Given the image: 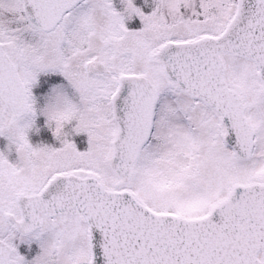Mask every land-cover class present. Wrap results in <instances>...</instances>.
I'll use <instances>...</instances> for the list:
<instances>
[{
  "label": "snow or ice",
  "instance_id": "1",
  "mask_svg": "<svg viewBox=\"0 0 264 264\" xmlns=\"http://www.w3.org/2000/svg\"><path fill=\"white\" fill-rule=\"evenodd\" d=\"M0 264H264V0H0Z\"/></svg>",
  "mask_w": 264,
  "mask_h": 264
},
{
  "label": "rangeland",
  "instance_id": "2",
  "mask_svg": "<svg viewBox=\"0 0 264 264\" xmlns=\"http://www.w3.org/2000/svg\"><path fill=\"white\" fill-rule=\"evenodd\" d=\"M44 119L45 118L43 117L42 122ZM46 137H47V140H46ZM71 138L74 140V142L77 143V147L79 149L83 150L86 147V134L81 133L79 135H73ZM81 138H85L84 142H81ZM31 142L34 145L37 143H46L54 147L59 146V142L55 139V137L52 135L51 130L48 129L47 127L42 128L40 134L38 136H35L34 140Z\"/></svg>",
  "mask_w": 264,
  "mask_h": 264
},
{
  "label": "flooded vegetation",
  "instance_id": "3",
  "mask_svg": "<svg viewBox=\"0 0 264 264\" xmlns=\"http://www.w3.org/2000/svg\"><path fill=\"white\" fill-rule=\"evenodd\" d=\"M42 119H43L42 116H41V117H38V118H37V123H38V124H39V123H42ZM40 132H41V130H40ZM40 132H39V134H40ZM39 134H36L35 132H32V133L29 134V139H30L31 141H33L34 138H35V136H38ZM48 139H49V137H48ZM46 140H47V137H46ZM35 141H36V139H35ZM38 250H39L38 245L33 244L32 247H31V255L36 254V252H37ZM21 251H22V253H26V252H27V246L22 245V246H21ZM29 258H30V256H29Z\"/></svg>",
  "mask_w": 264,
  "mask_h": 264
}]
</instances>
